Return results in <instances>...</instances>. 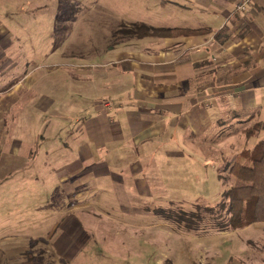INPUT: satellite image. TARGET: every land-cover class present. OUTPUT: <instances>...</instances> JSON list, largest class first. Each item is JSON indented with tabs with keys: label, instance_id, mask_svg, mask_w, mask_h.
<instances>
[{
	"label": "crops",
	"instance_id": "crops-1",
	"mask_svg": "<svg viewBox=\"0 0 264 264\" xmlns=\"http://www.w3.org/2000/svg\"><path fill=\"white\" fill-rule=\"evenodd\" d=\"M179 1L172 2L182 23L167 27L196 32L131 41L95 65H82L96 96L87 106L78 109L73 100L78 82L71 86L65 79L70 89H61L60 80H46V74L58 73L57 64L39 75L42 67L26 65L15 80L0 85V166L19 171L20 163H2L5 156L36 151L41 160L44 146V160L65 163L54 169L68 190L75 191L77 178L109 179L117 199L130 203L131 189L146 196L193 194L179 149L187 144L237 145L254 121L261 127L248 136L255 144L264 140V0H254L246 11L237 8L241 0ZM11 62L3 69L16 64ZM46 86L53 93L38 91ZM18 105L20 113L14 112ZM31 120L34 132L25 134ZM94 189L75 192L83 198ZM127 209L139 211L131 204Z\"/></svg>",
	"mask_w": 264,
	"mask_h": 264
},
{
	"label": "rangeland",
	"instance_id": "rangeland-1",
	"mask_svg": "<svg viewBox=\"0 0 264 264\" xmlns=\"http://www.w3.org/2000/svg\"><path fill=\"white\" fill-rule=\"evenodd\" d=\"M172 1L0 0V52L7 51L0 61V85L15 80L26 65L42 67L39 75L57 64L58 73L52 78L46 74V80H60L61 89H70L65 79L71 86L78 82L75 87L80 93H75L73 100L78 109L87 106L96 96L85 83L87 74L81 66L95 65L106 52L131 46V41L139 45L144 42L140 39L165 38H143L138 33L142 35L141 25H180L183 14ZM181 34L175 31L170 36ZM10 61L17 68L3 69ZM38 91L53 93V87ZM30 94L35 95L32 90ZM14 112L20 113V105ZM30 115H34L32 110ZM255 126L261 127L254 121L245 129ZM34 127L31 120L24 133L32 134ZM246 136L239 145L227 142L204 149L179 138L187 144L179 149L193 194L138 195L128 185L133 191L130 203L117 199L116 186L109 179L77 178L75 191L95 188L80 198L67 184L57 181L54 168L65 163H50L46 156L44 160V146L41 160L36 151H23L9 159L5 156L2 163L22 166L19 171H12L10 165L0 166V264H264V222L218 232L210 229L204 213L206 220L199 230L178 224L196 204H218L224 188L237 182L229 172V163H247L257 145ZM129 204L139 211L128 210Z\"/></svg>",
	"mask_w": 264,
	"mask_h": 264
},
{
	"label": "trees",
	"instance_id": "trees-1",
	"mask_svg": "<svg viewBox=\"0 0 264 264\" xmlns=\"http://www.w3.org/2000/svg\"><path fill=\"white\" fill-rule=\"evenodd\" d=\"M140 30H143L142 35L137 33L143 38L145 36L166 37L175 31L183 35L196 32V30L149 25H141ZM165 33L168 35H161ZM258 129L259 127L252 128L247 131V134L251 136ZM228 167H230V174L235 176L237 182L231 187L224 188L218 204L214 206L196 204L195 210L187 211L188 221L181 219L179 225L183 224L189 230H199L200 224L206 220L205 214H208L210 229L218 232L236 230L257 222H264V140L259 141L250 152L247 164L233 162L229 163Z\"/></svg>",
	"mask_w": 264,
	"mask_h": 264
},
{
	"label": "built area",
	"instance_id": "built-area-1",
	"mask_svg": "<svg viewBox=\"0 0 264 264\" xmlns=\"http://www.w3.org/2000/svg\"><path fill=\"white\" fill-rule=\"evenodd\" d=\"M254 0H241L237 6L239 11H246L253 4Z\"/></svg>",
	"mask_w": 264,
	"mask_h": 264
}]
</instances>
